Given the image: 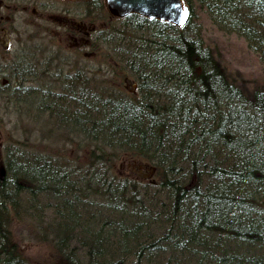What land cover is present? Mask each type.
<instances>
[{"label":"trees","instance_id":"trees-1","mask_svg":"<svg viewBox=\"0 0 264 264\" xmlns=\"http://www.w3.org/2000/svg\"><path fill=\"white\" fill-rule=\"evenodd\" d=\"M183 2L190 18L182 28L131 16L138 20L131 29L139 38L125 53L138 83L135 100L83 90L75 100L61 94V110L48 109L83 136L97 134L123 149L89 150L99 165L112 164L104 155H134L150 164L154 174L145 180L144 194L134 199V177H101L89 172L90 161L76 164L82 172L73 174L70 162L54 164L14 145L4 154L6 171L0 174V264H37L12 241L15 211L45 210L61 217L65 208L73 220L68 225L88 221L81 228L85 246L89 232H95L92 248L81 245L85 264H264V90L246 95L229 83L198 23L191 21L201 10L217 30L243 38L264 63V0ZM29 79L17 76L23 83ZM25 88L20 94L3 90L0 97L13 108L21 97H39L44 104L45 93ZM79 183L105 195L107 205L92 201L75 218L60 197ZM104 236L105 249H93Z\"/></svg>","mask_w":264,"mask_h":264},{"label":"rangeland","instance_id":"rangeland-1","mask_svg":"<svg viewBox=\"0 0 264 264\" xmlns=\"http://www.w3.org/2000/svg\"><path fill=\"white\" fill-rule=\"evenodd\" d=\"M82 7L85 8V1L77 3V1L68 0H0V60L3 63L11 62L10 54L14 48L21 46L22 40L33 38L36 40L34 42L43 43L45 49H52L57 53L60 51L59 53L65 58L64 62L68 61L69 65L76 63V65L84 67L85 74L87 71H89V75L94 74L96 77L87 85L93 86L95 90H101V86H104L105 89L109 87L115 89L123 96L129 95L130 92L135 91L134 79L126 72H120L122 68L118 61L120 58L117 56L112 55L105 60V56L110 54L107 55L102 47L104 41L108 40L104 36L109 28L113 27L112 31L116 29V33L114 31V35L111 37L121 43L130 40L128 38L130 30L124 29V35H121L118 33V28L122 25L121 22L116 20L106 22L104 19L97 18L93 21V25L97 29L93 33L94 35L98 33L103 40H96L93 38V33L86 34L88 22L75 14ZM197 15L203 42L209 48L227 80L240 88L246 95H251L256 90H264V63L260 61L257 54L247 47L244 39L235 34H225L217 30L201 10ZM71 22L79 23V26H74ZM127 48L128 46L125 49ZM117 52L121 57L123 54L127 55L124 51ZM105 61L108 62L105 63ZM112 62L115 65L117 63L115 69L109 66V63ZM112 69L114 71H111ZM89 75H87L88 79H90ZM58 80L61 81V79ZM33 81H36L35 77L32 79ZM70 84L75 85L76 83L70 81ZM84 85L86 84L84 83ZM58 86L54 92L61 90V86L67 87L66 82H63L62 85L60 83ZM105 89L101 93L108 95L106 94L108 90ZM38 105L40 106L36 113H33V109L27 113L20 102H16V108L13 109L10 104L5 105L2 98L0 99V172L2 171L5 149L11 145L12 147L18 145V143L26 144L30 149L32 147L38 149L40 146L46 150V153L59 158H69L67 160L73 163H78L76 160L87 159L89 149H77L73 143H67L65 137L60 133V126L51 122L54 115L50 119L46 112L40 111L44 105L42 101ZM35 116L53 123L54 136L58 142L52 139V133L49 134L48 127H44L42 121L39 124L32 120ZM69 134L74 137L72 131H69ZM65 148H68L66 152L63 151ZM121 159L124 161L116 160L115 163H112L115 171L119 173L118 176L126 174L129 177H140L137 179L147 181L153 179L154 169L150 164L143 163L139 158ZM73 170L76 171L77 168L74 167ZM124 197L128 196L124 195ZM125 200L130 203L128 198ZM79 205L82 204L76 203V208ZM29 212L23 210L21 216L13 217L10 222L12 239L24 255L33 262L42 264H46L48 260L52 264H69L68 260L76 264L86 263V258L82 260L80 258L82 254L79 248L84 238H80L78 229L84 228L88 221H80L78 225V221L74 220L73 227L64 229L68 225L66 221L60 223L59 220L45 215V212ZM77 225L78 229L71 232ZM104 230L108 231V226H105ZM94 233V231H90L87 235L91 240L85 235L88 238L85 242L86 245L93 244L95 237L92 234ZM106 242L104 236L93 249H98L97 247L100 250L105 249ZM56 243L58 247L55 246ZM142 264L146 263L143 261Z\"/></svg>","mask_w":264,"mask_h":264},{"label":"bare ground","instance_id":"bare-ground-1","mask_svg":"<svg viewBox=\"0 0 264 264\" xmlns=\"http://www.w3.org/2000/svg\"><path fill=\"white\" fill-rule=\"evenodd\" d=\"M5 1H7V0H5ZM89 3L90 4L88 5V7H86V6H85V8L82 7L84 10L81 8L80 10H78V12H75V14L77 16H79L81 19H84L86 22H88V25L92 26V29L90 30L91 34L93 33V31L97 30L96 27L93 25L94 19H97V18L98 19H100V18L104 19L106 22H109L108 20H111V21L116 20V21L121 22L122 25L118 28V33L121 35H124L123 34L125 31L124 29L130 30L128 32V38L130 40L127 41L126 43H121V42L115 41L111 37L112 35H114V31L116 33V29H114V31H112L113 27H111V28L108 27L109 31L106 32V35L104 36V38H106L108 40L104 41L102 50L107 55L108 54H110V55L105 56V58H106L105 60H107L109 57H112V55H114L117 51H124L125 52V51H130L131 49H133L135 42L139 38V34H137V30L131 29L132 26H135V25H137L136 23H138V20L137 19L132 20L131 16L144 18L146 20H156L158 22L166 23V24H169V25L176 27V28H182L185 25V23L187 22V20H189V18H190V8H189L188 4L187 5L189 8V11H188L186 21L183 23V25L178 27V26H176L172 23H169V22L159 21L157 19L145 18L138 13H129L126 16H116L109 11V9L106 5V0H90ZM94 4L96 6H98L100 10H97L95 8ZM197 13H198V11L195 10L194 17L191 20L195 24L198 23ZM126 18H127V20L124 21V19H126ZM198 25H199V23H198ZM131 31H136V32H131ZM200 37L203 41L201 33H200ZM93 38L96 40H100V41L103 40V38H101L98 33H96L95 35L93 33ZM34 41H36V40L33 38H31V39L26 38L25 41L22 40L21 46L14 48V50L10 54V59L12 61L14 60V63L12 65L8 64V63H3L0 60V85L3 86V88L0 86V92H2L3 90H7L9 92L13 91V92L20 94L23 91L22 88H25V87H26L25 89H28L29 91H34V90L36 92L42 91L43 94L45 93L44 94L45 100H43V101H44V104H46V105L44 106V111L48 114L50 119H51L52 115H54V119L51 122H53L54 125L60 126V133L65 137V140L67 143H70V144L73 143V145L77 146V149L87 148V149H89L91 151L93 150L95 152L100 151V153H101V150H99V148H103V149L113 148L118 152H122L123 149L115 147V146H119L116 142L112 143V144H108L106 141L107 139H103V138H101V136H99L97 134H86L85 136H83L80 132H77L76 129H73L72 125L68 126V122H66V123L62 122L59 113L55 114V113H52L48 110L50 106H54L58 110H61L63 108L62 102L60 101L61 94L67 93L69 96V99L71 96L73 98V100H75L77 97L76 95L80 96V98H81V96L84 95L83 90H85V91L91 90V91H95V92L100 93L102 90L105 89V87L101 86V88H100L101 90H95L93 88V86L87 85L88 82H90L94 77H96V76H94V74L89 75V71H87L86 74L89 75V77H90V79H88V76L85 74L84 67H82L80 65H76V63L73 65H71V64L69 65L68 61L64 62L65 58H63L64 56H62L61 53H59L60 51L57 53V52H54L52 49H48V48L45 49V45H43V43L38 44L37 42H34ZM126 46H128L127 49H125ZM140 58H142L144 60L145 56L142 55ZM12 61H11V63H12ZM118 61L120 62V64H119L120 68H122L121 69L122 71H120V72H126L129 76H131L134 79L135 91L130 92L129 95L123 96V95L117 93L115 91V89L109 87V88L105 89V90H108V93H106L108 95H105V96L109 99H119V100H122L125 102L133 101L136 99V97L138 95V83H137V80L132 75L133 74L132 69H131L132 67L130 66L132 63H131L130 56L123 54L122 58L119 59ZM107 62L108 61H105V63H107ZM116 65H117V63H116ZM116 65L113 64V62L109 63V66L112 67L113 69H115L114 67ZM143 66H144V63L141 62L139 65V68H142ZM218 67H219V65H218ZM113 69L111 71H114ZM219 70L222 73V75L225 77V75H224V73L220 67H219ZM24 74H28L30 81H26L23 83V82H20L17 80V76L24 75ZM34 77L36 78V81L32 82V79ZM58 79H61V81L59 82ZM226 80H227V78H226ZM70 81H73V83L75 82L76 84L71 85ZM63 82H66L67 87L64 88L61 86V88H60L61 90L54 92V90L59 87L58 85L60 83L62 85ZM152 82H156V81H152ZM84 83L86 85H84ZM79 86H81V87H79ZM20 90H22V91H20ZM0 99H1V97H0ZM19 101H20L21 105L23 106V109L27 113H29V111L31 109L34 110L33 113H36L38 106H40L38 104H40V101H42V100H39V97L35 98V97L31 96L30 98L21 97ZM32 120L35 121L36 123H39V124L42 121L44 123L43 126L48 127L49 134L52 133V136H51L52 139L54 141L58 142L57 138L54 136L55 132H54L53 123H50L49 121H47L45 119L43 120L42 117L39 118L36 116L33 117ZM69 131H72L74 133V137H72L69 134ZM77 137H81V138H77ZM17 146H19V149L25 148L26 151H28L30 153V155H32V156L33 155L45 156L49 160H51V162L54 164H61V163L70 162L72 164L67 165V168L71 170V169H73L72 166L76 167L77 170L73 172L75 174L82 172L80 166H77L78 163L86 164V163H88V161H90L92 163L91 165H92V167H93L92 169L94 171L90 169L89 172L98 173V174H100L101 177L103 175L104 176H116V177L122 179L126 175V174H123L121 176H118L119 173H117L115 171V167L112 164L111 165H105V164L99 165L98 160L96 158H92L91 155H87L86 156L87 159L76 160V162H78V163H73V162L67 160L69 158H64V157L59 158L56 156H52L49 153H46V150H44L40 146L38 147V149L37 148L35 149L34 147H32V149H30V148H28V146L26 144H21V143H18ZM8 149H12V145L10 147L6 148L5 152ZM67 150H68V148H65L63 151L66 152ZM5 152H4V154H5ZM104 157H105L106 163H113V162L115 163L116 160H118L119 162L124 161L121 158H139V157H136L134 155H117L116 157H110V156L104 155ZM139 159H141V158H139ZM141 161L144 163V161L142 159H141ZM104 169H108V170H110V172H108V170L105 172V171H103ZM1 170L2 171L0 172V174L4 175V171H6V169L4 168L3 164H2ZM137 178H140V177H137ZM137 178H135V183H134L135 184L134 190H136V191L132 193V195L134 196V199L142 196L144 194V190H145V186H144L145 180L144 179H137ZM131 185H132V183H131ZM129 191H131V186L129 187ZM110 194L113 197L115 196L114 195L115 193L110 192ZM127 194H128V192H125L126 196H127ZM104 196L105 195L98 196L97 191L94 192V191L87 190V189L83 188L81 183H79V184H75V187L73 189H70L68 191L63 192V194L60 197L61 198L60 200L68 201L67 204L72 206L73 211H74L73 215H75V218H76V217H79V215L83 214V211L88 207L89 204H91L92 201H95V202L99 201L98 203H100V205H107V203H106L107 201H105ZM76 203L82 204V205H79L76 208V206H75ZM27 204H28V202H27ZM41 205L44 206L43 204H41ZM83 205H85L84 208H83ZM133 205H134V202L131 204H127V205H125L124 209L126 211H130V209H132L134 207ZM22 211H23L22 209H18L17 211H15L12 214V218L21 216ZM44 212H45V215L50 216L51 218L57 219L59 221L61 220L60 222H62V223H64V221H66L68 223L70 221H73V220H70V218H68L71 216L68 214L69 211L66 208L64 209L61 217L60 216L56 217L55 215L51 214L49 211L44 210L42 213H44ZM14 214H18V215L14 216ZM74 224L75 223H71V224L65 226L64 229H66V228L70 229L71 227H73ZM77 227H78V225L75 226L74 230L71 232H74L76 229H78ZM94 228H97V226ZM78 230H79L80 236L83 235L81 229H78ZM9 231L11 233V229H9ZM11 238H12V236H11ZM12 241H13V239H12ZM13 243H15V242L13 241ZM82 244L84 245L83 240H82L81 245ZM91 244L92 243H90L89 245H86V246L84 245L85 247H83V248L84 249H90V246H91V248L93 246ZM51 246H54V245H51ZM55 246L58 247V244L56 243ZM82 246H80L79 249H82ZM87 246H89V247H87ZM17 248H18V246H17ZM37 264H42V263L37 262ZM46 264H52V263L49 262V260H48V262ZM57 264H59V263H57Z\"/></svg>","mask_w":264,"mask_h":264},{"label":"water","instance_id":"water-1","mask_svg":"<svg viewBox=\"0 0 264 264\" xmlns=\"http://www.w3.org/2000/svg\"><path fill=\"white\" fill-rule=\"evenodd\" d=\"M109 11L116 16L138 13L148 19H157L183 25L188 15V5L183 0H106Z\"/></svg>","mask_w":264,"mask_h":264},{"label":"flooded vegetation","instance_id":"flooded-vegetation-1","mask_svg":"<svg viewBox=\"0 0 264 264\" xmlns=\"http://www.w3.org/2000/svg\"><path fill=\"white\" fill-rule=\"evenodd\" d=\"M62 1H65V0H62ZM68 1H72V2L77 1V3L80 2V1H85V2H88L89 3L90 0H68ZM71 24L74 25V26H79V23H72L71 22ZM87 27H88V32L86 34L90 35L89 33H90V30L92 29V26L91 25H88Z\"/></svg>","mask_w":264,"mask_h":264}]
</instances>
